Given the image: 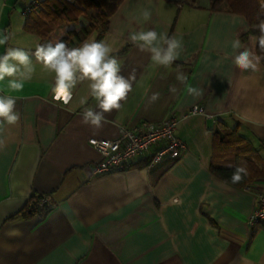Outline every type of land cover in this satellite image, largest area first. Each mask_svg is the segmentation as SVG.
Instances as JSON below:
<instances>
[{"label": "crops", "instance_id": "obj_1", "mask_svg": "<svg viewBox=\"0 0 264 264\" xmlns=\"http://www.w3.org/2000/svg\"><path fill=\"white\" fill-rule=\"evenodd\" d=\"M37 1L0 0V33L11 34L0 55L7 47L34 51L37 43L61 39L53 32L42 40L25 28L23 10ZM187 1L122 0L105 31L81 35V23L68 30L79 37L70 47L106 40L121 74L136 77L122 107L105 113L100 129L82 122L85 108L99 110L86 82L68 105L53 100L54 74L35 61L22 92H10L7 78L0 82V95L14 96L20 115L6 126L7 147L0 151V264H264V223H247L254 192L209 169L212 132L236 128L262 169L251 188L264 192V64L243 71L231 59L232 40L238 36L256 53V36L244 16L211 8L209 0ZM141 29L182 39L180 57L168 68L155 65L128 38ZM153 93H159L156 101ZM194 105L204 112L189 114ZM170 115L179 117L176 136L186 145L179 158L153 167L137 160L91 175L99 155L88 138L112 139L120 125L158 123ZM33 196L46 197L49 210L25 217L21 210Z\"/></svg>", "mask_w": 264, "mask_h": 264}, {"label": "clouds", "instance_id": "obj_2", "mask_svg": "<svg viewBox=\"0 0 264 264\" xmlns=\"http://www.w3.org/2000/svg\"><path fill=\"white\" fill-rule=\"evenodd\" d=\"M142 15L145 20H149L152 14L145 9ZM251 28L258 31L259 35L255 39L259 48L264 50V19H259ZM10 38L11 34L0 33V46L6 45ZM128 38L137 44L141 51L149 52L150 59L155 65L164 68L170 67L183 50L182 39L175 35L158 34L154 29L134 30L130 32ZM231 47L232 63L237 68L243 71L258 69L260 57L243 45L238 36L232 40ZM112 53L113 48L106 40L95 39L85 40L78 47H69L62 39L37 43L34 51L23 47H7L0 55V82L7 78V88L10 92H22L25 83L33 78L35 61L42 65L43 70L54 74L50 85L52 98L64 105L73 100V92L77 85L86 82L89 96L97 102L96 107L99 110L85 108L82 122L93 129H100L106 120L105 113L122 107L121 101L126 100L136 79L134 72L127 77L121 74V63ZM176 79L183 83L187 77L183 73H178ZM187 91L194 96L200 95L199 90L193 87H188ZM158 98L159 93L152 94V101ZM86 103L87 98L82 97L80 104ZM19 119L14 96L0 95V151L7 147L6 126L15 125ZM248 174L246 162H241L234 166L231 181L234 184L240 183Z\"/></svg>", "mask_w": 264, "mask_h": 264}, {"label": "trees", "instance_id": "obj_3", "mask_svg": "<svg viewBox=\"0 0 264 264\" xmlns=\"http://www.w3.org/2000/svg\"><path fill=\"white\" fill-rule=\"evenodd\" d=\"M122 0H40L30 6V12L25 17V28L45 40V36L53 28L63 24L77 21L80 15L93 12L90 16L88 28L80 27L81 35L97 30L103 32L108 26L109 18L116 11ZM211 8L224 6L227 10L245 17L249 24V33L259 35L258 31L251 28V25L264 19V0H209ZM259 18V19H258ZM62 37L70 47L79 37L72 31ZM73 37V38H72ZM256 54L264 64V50L260 49L256 42ZM213 159L210 164V171L220 179L231 183L234 186L244 188L246 185L259 178L262 169L256 166L254 156L255 149L250 142L245 140L236 128L228 129L221 126V129L213 132ZM223 152H229L228 162L219 161L223 158ZM248 155V156H247ZM145 161V160H144ZM246 162L248 175L240 183H232L231 176L234 166ZM146 163V161H145ZM132 164L126 168L131 167ZM125 168V169H126ZM40 196H33L29 199V205L21 214L27 216H43L49 210L48 206H39ZM258 224V223H257ZM256 225V224H255Z\"/></svg>", "mask_w": 264, "mask_h": 264}, {"label": "built area", "instance_id": "obj_4", "mask_svg": "<svg viewBox=\"0 0 264 264\" xmlns=\"http://www.w3.org/2000/svg\"><path fill=\"white\" fill-rule=\"evenodd\" d=\"M29 12L30 7L23 10L25 15ZM187 112L203 113L204 109L194 105ZM178 121L179 117L175 115H170L158 123L142 120L131 127L118 126V134L112 139L88 138V144L99 155L91 166V175L125 169L137 160H145L147 167H153L165 158L170 160L179 158L186 145L176 136ZM251 187L249 184L244 189L255 194L256 203L247 219L248 225L254 226L257 223H264V192ZM38 205H48L46 197H40Z\"/></svg>", "mask_w": 264, "mask_h": 264}, {"label": "rangeland", "instance_id": "obj_5", "mask_svg": "<svg viewBox=\"0 0 264 264\" xmlns=\"http://www.w3.org/2000/svg\"><path fill=\"white\" fill-rule=\"evenodd\" d=\"M185 1V0H184ZM187 1V0H186ZM197 1V0H196ZM188 2V1H187ZM93 14V12H88L87 14H84V15H80L77 19V21L75 22H70V23H67V24H63V25H60L58 27H55L53 28L51 31H49L47 33V35L45 36V40L48 39V37L54 32L56 33L55 35L58 36V34L61 35V38L63 36H66L67 35V31L72 28V26H74L73 23H75L77 26H78V23H81L82 26H85L88 28L89 26V22H90V16ZM223 158L220 159L219 161L223 162V163H226L228 162V158H230V155H229V152H223ZM248 156V155H247ZM250 158L252 159H255L254 156L252 157V155L249 156Z\"/></svg>", "mask_w": 264, "mask_h": 264}, {"label": "water", "instance_id": "obj_6", "mask_svg": "<svg viewBox=\"0 0 264 264\" xmlns=\"http://www.w3.org/2000/svg\"><path fill=\"white\" fill-rule=\"evenodd\" d=\"M21 4H22V3H21ZM21 4H20L19 6L17 5V6H18L17 8H19V10H23V9H24V6L21 5Z\"/></svg>", "mask_w": 264, "mask_h": 264}]
</instances>
